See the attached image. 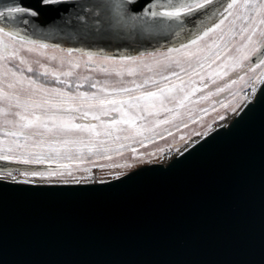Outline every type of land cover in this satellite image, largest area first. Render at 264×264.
<instances>
[{"label": "water", "instance_id": "water-1", "mask_svg": "<svg viewBox=\"0 0 264 264\" xmlns=\"http://www.w3.org/2000/svg\"><path fill=\"white\" fill-rule=\"evenodd\" d=\"M18 2L38 13L19 25L21 36L60 49L137 56L177 38L100 36L80 20L81 4L119 5L132 17L156 0H0V7ZM0 168L25 167L0 161ZM0 264H264V91L166 163L86 183L0 180Z\"/></svg>", "mask_w": 264, "mask_h": 264}, {"label": "rangeland", "instance_id": "rangeland-1", "mask_svg": "<svg viewBox=\"0 0 264 264\" xmlns=\"http://www.w3.org/2000/svg\"><path fill=\"white\" fill-rule=\"evenodd\" d=\"M241 12L243 15L254 14L247 10H234L233 15L225 21L222 30L210 34L204 41L199 42L191 49L183 50L182 53H172V60L159 54L156 56L145 55L143 61L136 63L121 62V57L127 56H112L114 59L109 61L104 57L110 56L95 55L89 60L88 57L79 53L68 56L65 52H61L60 48L53 49L51 47L34 48L32 52H28L26 49L31 46L26 43L22 44L19 38L0 37L3 45L7 46V52H4L3 55L9 56V59L0 61V81H3L0 87H4L5 91L13 96L19 95L22 105L24 102L30 103L32 100L39 101L42 97L41 93L29 96L23 90L27 87L25 77L37 79L38 83L44 84L48 88H61L72 96L83 93L80 88L85 84L88 87L95 84L96 87H91L93 89L89 90L93 93L85 94L88 96L95 94L97 97L117 101H132L134 97H143L149 92H158L160 88H171L173 84L179 86L181 80L185 92L192 93L195 90L194 94H190L189 98L184 100L185 92H181L177 88L166 93L165 97L141 100L139 108L132 107L127 103L112 105L100 104L92 100H70L67 98H64L63 104H60L61 98L55 97L58 107H71L79 111L85 106L94 105L102 111L115 112L118 116L113 120L115 122L112 124L111 132L94 137L85 134L87 127L83 130H76L73 127L71 131L62 132L60 128L62 120L70 121L71 125L79 121L78 115L73 112L63 114L55 123L45 117L44 123L38 127L25 130L29 134L31 132L41 133L42 142L26 140L22 135H3L4 131H21L15 123L18 118L8 113L25 111L23 107L9 108L8 102L3 101L0 102V140L5 141L3 147L11 146L14 149L12 155L15 157L39 158L43 161L39 164H18L25 167L24 169L57 166L56 169L38 170L44 174L46 179H35L30 183H75L74 177L84 178L80 183L94 180L105 181L126 175L144 165L161 163L167 150L176 151L184 144V141L180 140L181 136L188 139L192 136L193 131L203 132L208 125L214 129L237 113H233L231 107L226 111L217 101L223 100L224 103L231 102L232 105H235L239 100L241 89L246 92L251 90L250 87H245L243 81L238 80L224 93L219 96L215 95L218 87H224L230 83V77H233L234 73L239 70L237 61L242 60L244 52L247 51V49L241 52L235 50V47H239L243 43L239 34L240 28L246 26L242 20L235 19V16L240 15ZM260 27L264 28V25ZM221 35H224V41L219 40ZM258 38L259 31L256 39ZM214 41L220 43L221 47L227 42V47L232 49L231 52L226 49L222 51L221 59L216 60L215 63H213V58L217 49L215 46L209 47V45H213ZM14 50L18 51L19 57L26 61L24 65L19 64V58L10 56ZM164 50L155 52L159 53ZM51 57L56 59H50ZM176 60L180 61V65L176 64ZM189 63L197 66L198 75L188 68ZM199 63H202L204 67L199 68ZM40 64L45 65L49 71L55 70L57 74L67 71H71L72 74L61 76V79L66 83L57 84L51 75L45 78L27 72L28 67L43 71V69H39ZM73 64H78L79 67L72 68ZM181 66L188 69L187 72L181 71ZM7 69L17 72L18 76L13 77L10 71H6ZM130 72L131 74H129ZM172 72H179L180 79L172 76ZM163 76H169L170 80H163ZM18 78L22 83H17L11 89L6 87L8 82H14ZM247 79L248 77L245 76V80ZM146 81L147 83H145ZM152 81L157 83H152ZM77 85H81V87L77 88ZM136 85H142V87ZM258 86L257 83L256 87ZM125 88L133 91L124 92ZM209 93H213V95H209ZM230 93H237L236 98L234 99ZM221 96L222 98L218 99ZM171 97L175 99H170ZM161 100H163V105ZM167 109H172V111H167ZM205 109L207 112L204 111ZM36 111L38 114H42L41 109H36ZM219 114L227 115V119L217 123ZM193 120L196 122L193 123ZM163 121H167V123H163ZM184 124H187L188 127H184ZM49 129L55 130L49 131ZM169 132L172 135H168ZM19 145H27V147H18ZM133 148L136 149L135 153L132 151ZM0 171H11L17 180L25 179L18 169L0 168ZM53 172L55 174L51 175L50 173ZM4 180L12 181L7 176Z\"/></svg>", "mask_w": 264, "mask_h": 264}, {"label": "snow or ice", "instance_id": "snow-or-ice-1", "mask_svg": "<svg viewBox=\"0 0 264 264\" xmlns=\"http://www.w3.org/2000/svg\"><path fill=\"white\" fill-rule=\"evenodd\" d=\"M65 2V0H41L43 5H56ZM79 7L82 9L83 14L80 16V20L84 25L85 29H91L95 27L96 34L100 36H119L120 31H138L140 33L150 32L155 34H166L171 33L174 34L177 38L184 34L186 39H177L176 42L171 46L167 47L162 52H150V53H140L139 56H127L121 57V62L131 61L132 63H136L137 61H143L145 55L147 56H156L157 54L162 57L172 60V53H182L183 50L191 49L193 46L198 45L199 42L204 41L210 34L216 33L218 30H222V26L225 24V21L228 20L229 16L233 15L234 10H247L250 13H254L251 15H243L242 12L240 15H236V20H242L244 25L240 28V36L243 41L239 47H235L237 52H241L244 49H247L242 56V60H238L239 70L236 71L235 77H230V83L226 84L224 87H218L215 95L219 96L221 93L227 91L231 85L237 83V81H243L245 87H250V92H246L241 89V94L239 95V100L235 105H232L231 102L224 103L223 100L217 101L222 108L226 111L229 107H231V111L236 113L238 111L243 110L244 106L250 101L251 98H254L257 92L264 91V28H261V25H264V0H226L225 3H221L220 0H156L155 3H149L143 11L142 16H132L127 17L120 10L119 5H111L109 3L96 2L91 4H81ZM91 9L92 11H88ZM37 11L32 10L28 6L24 5L22 2H18L13 4L12 6L0 7V37H11L13 39L19 38L22 44L26 43L31 47H28L26 51L32 52L34 48L45 49V48H53L58 49V45H48L41 43L37 40L28 39L27 37L21 36L19 25L21 24H29L30 21L28 17L37 16ZM7 24V27H5ZM189 25L193 27L190 28ZM259 31V38L257 37V32ZM224 35L219 37L220 41H224ZM178 45V46H177ZM217 49L214 53L213 63L216 60L221 59V52L225 51L231 52L232 49L227 47V42L224 43L223 47L217 41L213 42V45H209V47H213ZM161 48H164L161 45ZM61 52H65L68 56H72L74 53H79L82 56L88 57L89 60L100 53H94L91 51H84L83 49H59ZM4 52H7V46L3 45L2 40H0V61L9 59V56L3 55ZM194 55V54H193ZM10 56L13 58H19V64L24 65L26 61L19 57L18 51H13L10 53ZM50 59H56L55 57H51ZM105 60H113V57H104ZM177 65H180V61H175ZM159 63V61H157ZM199 68H203L204 65L202 63L198 64ZM72 68L79 67L78 64H73ZM196 65L189 63L188 68L192 70L193 73L199 74L196 70ZM39 69H43V71H38L32 67L27 68L28 73H33L35 76H44L47 78L51 75L57 84H65V80L61 79V76H70L71 71L62 72L57 74L55 70L49 71V69L43 65H39ZM188 69L181 66V71L187 72ZM259 70V71H258ZM6 71H10L13 77H17L18 73L15 71H11L7 69ZM243 73V74H241ZM131 74V72L129 73ZM251 74V75H249ZM172 76H175L177 79H180L179 72H172ZM245 76L248 77L245 80ZM163 80H170L169 76H163ZM27 80V87L23 90L28 93L29 96L35 95L36 93H41V100L36 101L32 100L29 102H24L21 104L20 96H13L11 93L5 91L4 87H0V102L7 101L9 108H24V112L16 111L9 112V115H14L18 118L15 122L16 126L21 130L19 133L15 131H4V136H15L22 135L25 139H32L34 142L43 141V136L39 132H31L30 134L25 131L29 128H36L41 123H44V118L47 117L51 119L53 123L56 122L57 119H60L63 114L71 113L78 111L76 108L71 107H58L55 97H60V104L64 103V98L70 100L76 99H84V100H92L100 104L108 103V104H130L132 107L139 108L141 100H149L155 98L165 97L166 93L172 92L174 89H179L181 92H185L183 85V81L181 80V85L173 84L171 88H160L158 92H149L146 96L143 97H134L132 101H117L112 99H107L104 97H97L95 94L92 96H88L85 93H80L78 96H72L70 93L65 92L61 88H48L45 87L44 84L38 83L37 79H33L32 77H25ZM87 79V78H85ZM250 82V83H249ZM3 81H0L2 84ZM17 83H22V81L18 78L16 81H10L7 83L6 87L11 89L16 86ZM135 83V81H133ZM147 83V81L145 82ZM152 83H157L156 81H152ZM257 83L259 84V89L256 87ZM137 87H142V85H136ZM68 87H71L68 85ZM77 88L81 87V85H77ZM91 87H96L95 84H92ZM103 91V89H101ZM124 92H132V89L125 88ZM192 93L185 92L184 100L189 98ZM209 95H213V93H209ZM235 99L237 93H230ZM170 99H175L171 97ZM182 103V101H181ZM161 104L163 105V100H161ZM31 109V111H28ZM36 109H41L42 114H38ZM167 111H172V109H167ZM207 112V109L204 110ZM81 115L87 116V112H82ZM97 117L93 115V119ZM227 119V115L219 114L217 123L221 121H225ZM115 122V121H114ZM193 123L196 121L193 120ZM163 123H167V121H163ZM220 126H223L222 124ZM76 128L79 130H83L85 125H71L70 121L62 120L60 128L62 131H71L72 128ZM184 127H188L187 124H184ZM55 129H49V131H53ZM213 131L211 125H208L203 132L193 131L192 136L188 139H185L184 136L180 137L181 141H184V144L181 148H177L176 151L180 155H184L189 152L190 148H194L196 144L200 143L207 135ZM168 135H172L171 132ZM192 137H197L199 139H193ZM5 141L0 140V161L17 163V164H39L43 163V161L39 158L30 159V158H18L12 155L14 149L9 146L7 148L3 147ZM143 146V145H142ZM18 147H27V145H19ZM133 153L136 152V149H132ZM67 167V166H64ZM21 175L25 177L24 180H17L15 176L12 175L11 171H0V180H4L7 177H10L11 180L18 184H27L30 182H34L35 179H46L44 174L41 171L36 169H23L19 170ZM54 175L55 173H50ZM71 175V172H69ZM84 178H76L73 180L75 183H80Z\"/></svg>", "mask_w": 264, "mask_h": 264}, {"label": "flooded vegetation", "instance_id": "flooded-vegetation-1", "mask_svg": "<svg viewBox=\"0 0 264 264\" xmlns=\"http://www.w3.org/2000/svg\"><path fill=\"white\" fill-rule=\"evenodd\" d=\"M221 3H225L226 0H220ZM5 27H7V24H5ZM190 28H192V25H189ZM187 37L184 34H181L179 38H176L173 43L176 42L177 39H186ZM83 93H93L89 91V89L85 90L83 87L80 88ZM107 110L102 111L97 106H85L79 111L73 112L78 115L79 121L75 122L74 125H85L87 127V130L85 131V134L87 136H100L105 135L108 132H111L113 120L118 116L115 114V112L107 113ZM82 112H87V116L81 115ZM93 115H95L97 118L93 119ZM77 130V129H76ZM14 131V130H12ZM16 132V131H15ZM63 132V131H62ZM19 133V132H18ZM57 166H45V167H34L37 170H50V169H56ZM69 168V167H67ZM59 169V168H58Z\"/></svg>", "mask_w": 264, "mask_h": 264}, {"label": "built area", "instance_id": "built-area-1", "mask_svg": "<svg viewBox=\"0 0 264 264\" xmlns=\"http://www.w3.org/2000/svg\"><path fill=\"white\" fill-rule=\"evenodd\" d=\"M175 152H177V151H175V150H173V149H169V150H167L166 151V153L163 155V159H162V162L161 163H166V162H168L170 159H172L174 156H176L177 154H178V152L177 153H175ZM176 155H175V154Z\"/></svg>", "mask_w": 264, "mask_h": 264}, {"label": "trees", "instance_id": "trees-1", "mask_svg": "<svg viewBox=\"0 0 264 264\" xmlns=\"http://www.w3.org/2000/svg\"><path fill=\"white\" fill-rule=\"evenodd\" d=\"M48 84V83H47ZM52 84V83H51ZM82 88V87H81ZM85 90H87V89H89V90H92L93 88H91V87H88V86H86V84L84 85V87H83Z\"/></svg>", "mask_w": 264, "mask_h": 264}, {"label": "bare ground", "instance_id": "bare-ground-1", "mask_svg": "<svg viewBox=\"0 0 264 264\" xmlns=\"http://www.w3.org/2000/svg\"><path fill=\"white\" fill-rule=\"evenodd\" d=\"M98 78H99V77H98ZM249 92H250V91H249ZM251 99H252V98H251ZM226 122H227V121H225V122H223V123H220L219 125H221V124L223 125V124H225ZM195 139H199V138H195ZM181 150H182V148H181ZM175 153H177V152H175ZM175 153H174V154H175ZM175 155H176V154H175Z\"/></svg>", "mask_w": 264, "mask_h": 264}, {"label": "crops", "instance_id": "crops-1", "mask_svg": "<svg viewBox=\"0 0 264 264\" xmlns=\"http://www.w3.org/2000/svg\"><path fill=\"white\" fill-rule=\"evenodd\" d=\"M92 106H94V105H92ZM107 113H110V111H106Z\"/></svg>", "mask_w": 264, "mask_h": 264}]
</instances>
